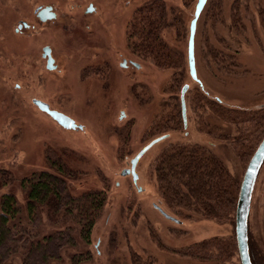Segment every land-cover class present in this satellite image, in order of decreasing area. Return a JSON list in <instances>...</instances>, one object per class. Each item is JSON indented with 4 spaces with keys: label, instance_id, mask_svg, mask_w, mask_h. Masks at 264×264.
I'll use <instances>...</instances> for the list:
<instances>
[{
    "label": "rangeland",
    "instance_id": "374dc122",
    "mask_svg": "<svg viewBox=\"0 0 264 264\" xmlns=\"http://www.w3.org/2000/svg\"><path fill=\"white\" fill-rule=\"evenodd\" d=\"M146 1L150 0H0V196L13 191L23 203L20 180L46 168L47 153L72 148L87 161L86 174L73 183L76 192L101 186V176L108 182L107 202L88 245L95 264H132L130 249L143 257L152 256L156 264H220L180 256L173 249L205 238L235 237L234 213L220 219L188 210L176 213L160 196L153 165L171 142L199 143L216 152L241 181L252 155L241 152L240 157L234 150L238 146L234 138L239 136L235 124L217 118L206 106L194 109L187 97V125L145 152L136 167L137 181L132 174H122L145 145L161 136L152 134L151 128L164 111V101L172 97L168 86L172 70L141 59L128 44L131 17ZM165 1L182 11L190 25L197 0ZM46 4L54 6L58 17L40 25L35 9ZM225 5V25L218 24V32L231 48L215 40L201 14L195 35L198 76L210 96L231 107L259 109L264 107V24L259 11L264 12V0H242L244 33L231 24V2ZM23 21L31 27L19 29ZM207 31L214 45L234 55L237 66L229 59L226 71L211 61L205 54ZM166 36L175 37L170 32ZM188 39L189 34L181 42L186 54ZM45 44L53 48L56 71L46 67ZM124 60L126 66L121 65ZM99 65L103 76L81 75L84 67L91 71ZM186 82L199 87L189 70ZM34 97L47 100L83 128H64L33 103ZM156 204L175 218L163 215ZM36 225L48 228L50 222L42 215ZM249 240L256 263L264 264V162L252 196ZM223 264H241L238 250Z\"/></svg>",
    "mask_w": 264,
    "mask_h": 264
},
{
    "label": "trees",
    "instance_id": "16d2710c",
    "mask_svg": "<svg viewBox=\"0 0 264 264\" xmlns=\"http://www.w3.org/2000/svg\"><path fill=\"white\" fill-rule=\"evenodd\" d=\"M194 1L185 0L186 3ZM229 2L231 24L237 32L244 33L242 0H208L202 12L215 40L227 49L231 45L219 36L218 24L225 25V4ZM259 11L264 24V12ZM188 26L182 11L169 6L165 0L144 2L136 8L129 22L127 38L131 51L159 68L172 70L168 85L172 97L164 101V111L151 128L152 134L169 135L185 126L181 91L187 83L189 67L181 42L189 34ZM167 32L175 35L173 40L166 36ZM204 43L205 54L220 69H230L226 65L229 59L230 64L238 65L234 55L223 53V49L212 43L208 31ZM195 81L199 87L189 85L185 93L186 108L188 97L194 109L206 106L217 118L235 124L239 136L234 138L238 144L234 150L240 157L243 156L241 152L252 155L254 145H258L264 136V107H231L220 98L210 96L200 79ZM208 119L211 122V118ZM244 145L246 148L241 149ZM46 158V168L20 180L23 203L13 191L0 196V264H95L88 245L107 202L108 182L101 176V186L76 192L73 183L87 172L84 167L86 156L64 147L57 153H47ZM153 170L161 198L176 213L188 210L214 219L235 215L240 181L209 147L199 143L171 142L156 156ZM157 207L163 214L172 215L165 207L158 204ZM42 215L48 218L50 227L36 225ZM112 243L111 246H116L115 234ZM249 244L253 263L257 264L250 240ZM237 250L235 237H211L173 249V252L191 259L223 264ZM130 258L132 264H156L152 256L143 257L132 249Z\"/></svg>",
    "mask_w": 264,
    "mask_h": 264
},
{
    "label": "water",
    "instance_id": "95a60500",
    "mask_svg": "<svg viewBox=\"0 0 264 264\" xmlns=\"http://www.w3.org/2000/svg\"><path fill=\"white\" fill-rule=\"evenodd\" d=\"M208 0H197L195 4L194 14L190 21L189 27V39H188V66L189 72L193 79L198 80L197 68H196V59H195V35L197 30V23L199 17L204 10L205 5ZM92 5L88 8L89 11L92 10ZM37 14L41 17L42 20L51 19L56 16V11L53 10V6H38L36 9ZM27 24L25 21L19 24L18 28L22 27V24ZM45 55L49 53V47H44ZM53 58L50 56L48 60L49 67L52 68ZM139 66V64L137 63ZM189 87V84L186 83L181 91V100H182V112L185 125L187 124L186 118V104H185V93ZM33 102L43 111H46L53 119H55L60 125L67 129L82 128L83 126L77 124L75 119L66 113L53 109L49 104L41 99H34ZM167 135H162L151 140L147 145H145L131 160V167L126 168L122 171V174L131 173L133 179L137 181L138 173L136 171V166L140 158L145 154V152L150 149L154 144ZM264 162V137L259 142L255 151L253 152L251 158L249 159L245 171L243 173L242 179L240 181V187L236 202L235 208V237L238 248V255L240 258L241 264H254L249 244V215L251 209L252 196L254 192V187L256 180L259 174V171ZM167 215V214H166ZM171 217L170 215H167ZM174 218V217H172Z\"/></svg>",
    "mask_w": 264,
    "mask_h": 264
},
{
    "label": "flooded vegetation",
    "instance_id": "af4514ba",
    "mask_svg": "<svg viewBox=\"0 0 264 264\" xmlns=\"http://www.w3.org/2000/svg\"><path fill=\"white\" fill-rule=\"evenodd\" d=\"M47 5H51V4L39 5V6H47ZM51 6H53V5H51ZM53 10L56 11L55 8H54V6H53ZM87 11H89V10L87 9ZM35 15H36V19L39 21L40 25L49 24V22H52L53 20H55V19L58 17V13H57V11H56V16H55V17H53V18H51V19L48 18V19H46V20H42L41 17L37 14L36 10H35ZM25 22H26V21H25ZM21 23H22V22H21ZM26 23H27V24H24V23H23V24H22V27L19 28V29H22V28H24V27H25V28H29V27H31V25H30L28 22H26ZM46 46L49 47L50 52H49V53L47 52V54L45 55L44 47H46ZM50 56L53 58L52 68H50V67H49V64H48V60H49ZM42 57H43V59L46 60V67H47V69H49L50 71H54V70L56 71L58 65H57V63H56V56L54 55L53 48L51 47L50 44H45V45L42 47ZM131 63H132L133 65H135V66H138V65H137V62H135V61H133V60H131ZM121 65H122V66H126V65H127V61L124 60L123 63H121ZM102 69H103V66L99 65V67H97L95 70H91V71H92V72H91L90 69L84 67V68L82 69V73H81V75H82L83 77H85V76L89 75V72H90V73L100 74V75L103 76V75H104V70H102ZM34 99H41V100L47 102V103L49 104V106L51 107L50 103H49L47 100L43 99V98L34 97L33 100H34ZM51 108H52V107H51ZM53 109H55V108H53ZM138 177H139V175H138ZM156 207H157V205H156ZM157 208H158V207H157ZM158 209H159V208H158ZM159 211H160V209H159ZM162 213H163V212H162Z\"/></svg>",
    "mask_w": 264,
    "mask_h": 264
}]
</instances>
